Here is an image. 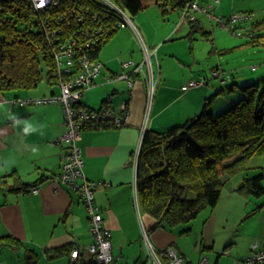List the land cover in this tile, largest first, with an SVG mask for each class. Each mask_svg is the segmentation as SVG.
I'll use <instances>...</instances> for the list:
<instances>
[{
	"label": "crops",
	"instance_id": "1",
	"mask_svg": "<svg viewBox=\"0 0 264 264\" xmlns=\"http://www.w3.org/2000/svg\"><path fill=\"white\" fill-rule=\"evenodd\" d=\"M199 1L206 3L211 0ZM221 5L220 0L216 13L226 17V9ZM205 17L207 16L198 14L197 19L210 34L208 38H204L209 41V45H205L203 50L209 54L212 45L215 44L210 41L213 40L214 28L202 23L201 19ZM207 18L206 20L212 24L210 18ZM188 23H176L175 32L185 26L189 32ZM142 25L147 36L145 41L147 40L149 46L154 48L161 42L169 40L174 33L170 30L161 38L158 37V33L151 37L147 34L148 25L146 26L144 22ZM130 32L121 27L103 46L98 57L103 63L102 73L97 79V84L86 90L81 99L88 107L98 109L103 105H110L115 111H120L124 99L131 100L129 104L131 113L123 126L88 128L78 142L83 151L87 177L107 183L96 189L95 197L104 211V225L111 231L113 252H118L116 255L120 256V264H137L144 260L143 244L141 243L139 251L134 252V243L139 241L145 227L151 240L158 247L177 246L186 264H199L204 257L207 258V264H239L254 247L264 248V205L258 209L257 205L248 211L249 206L246 203L229 202L224 211L220 212L223 217H220V213H215L214 209L211 218L204 222L200 233L201 242L200 235L196 236L195 246L199 250L195 253L188 252L182 235L190 233L193 226L181 228L175 225L151 230L155 219L143 212L135 202L136 158L142 142L147 104L146 85L144 81L139 80L130 92L126 80L105 81L107 75L123 70L124 61H142L143 53L140 47L138 50L136 46L128 45L129 39L132 38ZM159 47L162 50L163 44ZM158 52L157 49L156 67L160 78L147 128L162 131L200 113L206 98L221 87L218 88L219 85L211 82L209 74L193 66V62L201 65L200 58H194L190 62L187 58L177 56L181 64L178 69L182 70L183 74L176 80L171 79L173 76L166 70L164 56L163 61H160ZM126 53L132 58L125 59ZM168 53L170 50L166 55ZM134 55H138V58L133 57ZM220 61L219 58V63L212 66L211 70L215 67L223 68ZM201 78L205 79L204 85L187 91L181 88L186 81ZM234 87L230 90L229 96L223 92L224 97L216 106L219 112L228 108L241 96L240 91L236 89L237 85ZM60 91L57 83L46 79L45 83H40L34 89L0 92V179L17 173L24 182L35 184L37 186L33 188L38 189L36 192L29 188L22 193H13L7 191L5 185L0 186V235L11 234L34 249L39 255L37 264H71L73 249H81L82 257L87 260L90 258L87 248L93 240L89 230L88 212L80 193L60 183L56 178L62 169L67 148L66 142L59 140L66 131L63 106L61 103L24 102L25 99L60 94ZM43 177L45 179L41 181ZM9 181L11 182V179ZM230 190L232 194L237 192L236 189ZM221 198L222 195L218 202ZM217 205L218 203L215 207ZM187 229L189 230L184 232ZM63 246H69L63 254L56 257L48 255V249ZM125 249H128L127 253ZM22 252L25 254L23 249L4 247L0 252V264H25L26 261L21 260ZM125 256L128 261L124 263L122 258ZM132 256L134 257L131 258Z\"/></svg>",
	"mask_w": 264,
	"mask_h": 264
},
{
	"label": "trees",
	"instance_id": "2",
	"mask_svg": "<svg viewBox=\"0 0 264 264\" xmlns=\"http://www.w3.org/2000/svg\"><path fill=\"white\" fill-rule=\"evenodd\" d=\"M113 1L132 14L144 9V0ZM156 4L164 14L170 10L180 12L183 7L180 0H156ZM68 9L69 14L66 13ZM72 9L83 12L82 20L72 14ZM96 14L98 17L94 20ZM247 14L251 17L250 12ZM52 17L60 19L61 31L57 40L75 37L79 43L86 44L96 35V28L102 25L104 29L99 39L87 47L95 60L103 46L119 31L118 22L122 20L102 0H59L57 5L43 12L37 11L32 0H0L1 93L37 88L44 79V67L47 79L57 83L53 44L43 25L44 18ZM248 20L250 18L241 20L236 27L248 37L246 43L259 45L264 40V17L252 19L251 23ZM188 25L190 30L185 37L192 50L197 34L202 38H208L210 34L200 25L199 19L189 21ZM230 50L233 48L213 46L210 52L222 54ZM239 88L244 95L218 114L212 105L224 92L223 88L209 95L201 112L185 122L162 131L147 128L144 132L137 159L136 183L141 210L155 219L151 230L191 222L204 208L218 203L226 182L247 171L252 157L264 155V82ZM81 99V104L85 105ZM263 179L264 172L245 175L236 190L247 196H262ZM1 185L13 193L37 186L24 182L17 173L0 179ZM4 247L23 249L25 264L38 263V253L11 234L0 235V252ZM67 248L69 246L48 249L47 253L56 257Z\"/></svg>",
	"mask_w": 264,
	"mask_h": 264
},
{
	"label": "built area",
	"instance_id": "3",
	"mask_svg": "<svg viewBox=\"0 0 264 264\" xmlns=\"http://www.w3.org/2000/svg\"><path fill=\"white\" fill-rule=\"evenodd\" d=\"M102 1L121 16L122 20L118 22V27L121 28L123 25L129 24L141 45L143 53L142 61H124L122 64L123 70L116 75H107L105 81L126 80L130 92H132L139 80L145 82L147 104L144 126L142 127V141L149 122L150 107L159 80V71L155 63L157 49L148 46L127 10L123 9L113 0ZM180 1L183 7L180 11L179 24L195 21L198 18V14H202L227 28L235 35H242L241 31L236 29L237 24L241 20L251 18L247 13H243L241 15L232 14L227 19H224V17L216 13V7L220 4V0L206 3L199 0ZM32 2L38 12H43L50 6L57 5L59 0H32ZM72 10V14H75L79 20H82L81 17L86 8L83 9V12H79L76 9ZM66 13L69 14L70 9ZM97 17L98 15L96 14L94 20ZM61 19H64V17H61ZM58 24H60V19L54 17L43 19L46 36L50 43L53 44L54 59L58 73L57 84L61 89L60 94L43 96L36 99H25L24 102L36 104L61 103L63 106L66 131L59 140L65 141L67 148L63 157L62 169L56 178L60 183L80 193L88 212L89 230L93 237L92 242L87 248L90 258L85 260L82 257L81 249H73L71 251L73 259L71 264H120V256L115 255L113 252L111 231L104 225V211L97 203L95 197L96 189L105 186L107 183L103 180H91L87 177L84 170L83 151L78 142L82 138L83 132L88 128L123 126L128 121L131 113L129 105L131 100L124 99L121 103L120 111H115L110 105L93 109L81 104L80 99L84 91L96 85L97 78L103 69V63L97 59H93L87 51V47L99 39V34L103 31L104 27L102 25L97 27L95 30L96 35L89 38L86 44H82L75 37L57 40V35L61 31V27ZM211 75L223 82L233 78V74L222 67L212 69ZM204 84V78L190 79L182 85V89L187 91ZM139 151H137L136 160L138 159ZM37 190L33 188V191L36 192ZM135 202L140 207L138 190H135ZM142 232L144 235L143 242L146 257L140 264H186L184 256L177 246L158 247L151 240L145 227H143ZM199 264H207V258H202ZM239 264H264V248L254 247L252 252Z\"/></svg>",
	"mask_w": 264,
	"mask_h": 264
},
{
	"label": "rangeland",
	"instance_id": "4",
	"mask_svg": "<svg viewBox=\"0 0 264 264\" xmlns=\"http://www.w3.org/2000/svg\"><path fill=\"white\" fill-rule=\"evenodd\" d=\"M213 1V0H211ZM144 9L138 12L137 14H132L128 11L131 19H133L134 24L138 27L139 31L143 35L144 39L147 38L145 29L142 25V22L148 25V33L152 37L153 35L158 33V37H163L167 32L170 30H173L174 33H172V36L169 37L166 42L163 41L159 44L162 45V50H160V47L158 46L156 49H158V56H160L161 60L163 61V56L165 59V66L166 70L172 73L173 80L178 79L182 76L183 72L182 70L178 69V67H181L180 59L179 58H187L191 62L194 58H200L201 65H199L197 62H193V66L197 69H200L201 72L209 74V78L211 79V82L216 83L219 85L218 88H223L225 95H230V90L234 89L235 84L237 85L238 91H240L241 95H244V92L240 90L239 86H244L247 84H251L253 82H258L262 84L264 82V40L259 45H251L249 43H246V40L248 37L246 35H235L233 32L228 30L227 28L217 24L216 22L212 21L208 22L206 19L207 17L202 18V23L205 26H213L214 28V35H213V41L218 48H233V50H230L228 52L218 54L209 52L206 53L204 50L205 45H209V41L207 39L202 38L199 34H197L196 40H194V47L190 48V42L189 39L186 36V33L188 32V28L185 26L180 31L175 32V25L179 22L180 16L179 11H169L168 13H163V10H161L158 5L156 4V0H144ZM221 6L222 8L226 9V17L224 19H227V17L231 16L232 14H243V13H251V18L253 20H259L264 17V0H221ZM203 17V16H201ZM200 17V18H201ZM211 21V20H210ZM252 21V20H251ZM251 21H249L251 23ZM243 22V21H242ZM244 24V23H242ZM122 29H127L128 31H131L132 38L129 39V46H136L139 50V47L141 49L140 42L138 41L135 33L131 29V26L129 24L123 25ZM240 29L239 27L237 28ZM171 33V32H170ZM169 33V34H170ZM148 46L150 45L148 41L146 40ZM215 44L212 45L215 46ZM151 47V46H150ZM154 48V47H151ZM170 50V53L166 55V52ZM175 54V55H173ZM179 58H178V57ZM136 59L138 58V55H134ZM125 59L132 58V56L129 53H126L124 55ZM157 51L155 55V63H157ZM219 58L221 59L220 62H222L225 70L231 72L235 75V78H232L231 80H227L226 83L222 84L219 79L211 77V67L219 63ZM186 60V59H185ZM255 66V67H254ZM193 67V68H194ZM231 70V71H230ZM46 67L43 68L44 73V79L42 82H46ZM41 82V83H42ZM223 86V87H222ZM224 94L221 93L215 98V102H213V109H216V113L219 112L218 107V101L224 97ZM234 95V94H231ZM242 97V96H241ZM241 97H239L236 100H239ZM153 103V101H152ZM152 107V104H151ZM150 107V110H151ZM218 114V113H217ZM261 172H264V155H257L250 159L248 163V170L245 172H242L238 174L237 176L229 179L226 182V185L224 187V191L222 193L221 201L218 202V205L215 206H207V208L203 209L197 217H195L191 222L180 224L179 227L181 228H193L190 233H183V242L186 245V248H188V252L192 251L195 253H198L197 251L199 249L196 248V236L197 234L200 235V242L202 239L201 232L204 227V222L211 218L212 211L215 209V213H220L221 211H224L226 205L229 202H242L246 203L249 208L248 211L251 209L253 210L257 205H260L264 202V195L262 196H248L245 194H240L237 190L235 194H232V190L230 189H237L240 182L243 180L244 176H255ZM263 185H264V179H263ZM229 189V190H228ZM240 197V198H239ZM215 207V208H214ZM220 217H223V214L220 213ZM143 232H141V238L139 241H136L134 243V252L139 251L141 249V243L144 246L143 242ZM128 247V246H127ZM128 249H125V252L127 253ZM208 251V250H207ZM206 251V252H207ZM124 252V253H125ZM115 255L118 253L117 251H114ZM209 253V252H208ZM187 254V253H186ZM21 260L23 262L26 261V257L24 252L21 254ZM132 256L131 258H133ZM144 257H146V252H144ZM133 260V259H132ZM145 260V259H144ZM142 260V261H144ZM122 261L125 263L128 261L123 257ZM141 261V262H142ZM134 262V261H133ZM140 262V263H141ZM137 263V264H140ZM133 264V263H132Z\"/></svg>",
	"mask_w": 264,
	"mask_h": 264
},
{
	"label": "clouds",
	"instance_id": "5",
	"mask_svg": "<svg viewBox=\"0 0 264 264\" xmlns=\"http://www.w3.org/2000/svg\"><path fill=\"white\" fill-rule=\"evenodd\" d=\"M231 80V79H230ZM141 208V207H140Z\"/></svg>",
	"mask_w": 264,
	"mask_h": 264
}]
</instances>
